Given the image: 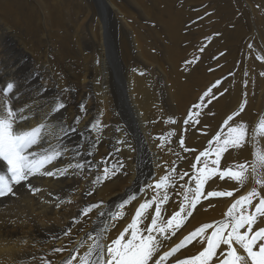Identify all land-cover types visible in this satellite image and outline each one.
<instances>
[{"label":"bare ground","instance_id":"6f19581e","mask_svg":"<svg viewBox=\"0 0 264 264\" xmlns=\"http://www.w3.org/2000/svg\"><path fill=\"white\" fill-rule=\"evenodd\" d=\"M71 1L0 0V40L2 38L8 39L6 43L0 42V86L13 81L12 75L15 70L16 80L19 79L18 75L21 70L18 69V63L24 57L23 55H27L24 62L25 66L29 62L28 70H26L30 74V81H32V87L28 89L30 100H26L23 91H17L16 88L14 95H12L14 108L22 107L31 110L26 114L32 118L24 124V127L36 126L45 122V114H47L51 126L56 127L57 132L61 126H76L78 131L65 138V145L70 149L82 145L83 151L93 153L91 156L84 155L83 159L95 164H101L102 159L107 160L109 164L123 161V174L122 177L116 176L96 185L91 197L85 196L84 193L92 187L91 180L95 178L99 170L88 175V179H81L73 175L58 180L43 179L38 181L39 186L66 200L60 209L40 203L36 198L23 192L19 200L1 199L4 201L0 204V264H42L41 257L51 261L52 264H62L69 253L67 251L52 253L53 247L78 246V241L85 233L92 232L94 227L97 230L103 227V225L93 223L97 218L95 210L88 217H82L81 222L73 226L71 221L80 215L79 210L82 207L87 203L103 200L107 210L115 212L119 209L120 203L130 195L136 194L142 199L144 186L164 175L163 168H159L157 165L162 164L163 161L176 159L167 150L158 149L157 142L153 139L155 135L164 133V120L167 116L162 109L163 102L157 96V89L153 83L155 81L152 80L149 70L143 68L141 64L133 62V59L131 61L125 60L127 63L125 77H118L119 75H117L115 76L117 79L113 78V73H118L119 62L110 39L108 13L111 10L118 16L119 21L129 25L126 19L130 18L131 11L119 0H82V8H74V11L70 9L75 13V19H71L66 13ZM155 2L160 15L171 9L168 4L169 0H155ZM255 2L257 3V1ZM146 8L148 10L149 6L146 5ZM261 8L264 10V3H261ZM256 9L259 11L258 7ZM231 12L232 7L225 4L223 16L217 23V27L224 41L234 42L229 44L230 52L234 53L239 47V39L243 30L236 21L232 23L234 26L231 25V29L230 22L227 20ZM41 13H43L42 17ZM257 17L259 18L257 28L259 31H264V12L258 14ZM159 19L166 37L169 42L171 41L170 45L163 42L167 54L166 61H163L161 55L156 52L145 56L143 49L149 51L147 45L138 40L136 30L133 29L134 38L140 54L147 60L148 67L158 71L163 77L166 75L171 95L176 104L183 105L186 99L193 96L197 90H193L194 85L191 81L190 70L181 67L176 60L178 51H180L175 47V41L180 35L178 21L171 14L165 19L162 17ZM69 22H75L76 28L74 38H70L71 41H69V28L71 27H67ZM42 24L46 25V39L43 37L45 34L41 28ZM70 25L71 23H69ZM84 26L88 29L87 35L83 31ZM136 26L135 29H140L139 22L136 23ZM6 44H10L8 54L11 52L13 57L19 54L21 56H18L19 58L11 65V67L13 66L12 70H8V67L4 66L7 61L4 62L2 52ZM70 45L76 46L83 65H85L83 70L77 69L75 71V67L72 69V64L76 62H74L75 56ZM150 45L152 46L151 43ZM240 46L245 54V70L249 73V76L244 78L249 79L246 89L249 106L244 119L249 122L251 128L258 123V116L264 115V112L261 113V110H258L264 97V77H260L258 73L264 71V63L256 59L257 56L251 53L252 46L250 48V44L245 42ZM121 48L124 55L130 58L127 47L122 44ZM5 53L7 54L6 51ZM111 64H114L113 68ZM141 72L144 73L143 76L140 75ZM193 78L195 79V77ZM241 79V77H236L235 81L228 79L225 82L227 83L225 88H228L229 94H232L233 102L231 105L227 104L228 108L224 115L236 106L242 92ZM122 83H129L130 86ZM68 84H72L73 88L68 87ZM95 84H99V87ZM95 94L97 97L98 95L101 97L102 106L98 107L95 104L93 99ZM60 95L67 107L64 111L62 109L58 113H53L51 110L55 104L62 102ZM225 96L220 98L218 102H214L213 107L211 106V110L213 108L216 114L226 101ZM14 101H16V105ZM82 104L85 106L83 109L80 108ZM251 107L254 109L251 110ZM123 109H127L130 117L127 116L131 119L130 110L132 109L139 119L137 118V121L129 120L127 117L125 119L122 116L121 110ZM252 111L256 113L255 116ZM124 116L126 115L124 114ZM76 117H80L78 125H74ZM206 118L207 115L204 117V121ZM149 121H156L157 124H150ZM91 124L97 126L92 128ZM117 128L121 131L117 132ZM81 132L84 133L83 137ZM186 137H188L189 142L196 143L203 136L199 135L198 132L189 130ZM93 138L96 139L95 147H92ZM125 139L135 150L132 151L127 146L119 145L121 150L118 155L115 154L114 146H117L118 140ZM261 143L264 144V141ZM141 144L142 146L144 144L142 150L146 151L151 161L150 169L145 178L140 176L142 171V167H140L142 164ZM251 151L250 148L243 153L233 151L228 159L229 161L245 158L250 160L252 159ZM68 160L69 157H65V163ZM183 166L187 168L184 164ZM217 186L231 188L235 185L228 182L219 183ZM251 187L252 182L250 180L248 188ZM45 198L47 197L45 196ZM215 203L214 210L205 212L201 209L196 213L184 230L185 233L199 225L203 220L209 222L220 218L230 201L221 200ZM134 206L135 204L130 206V210L126 214L127 219H130ZM9 221H15V223H9ZM69 226L73 227V243L71 245H69L67 238L52 239L54 234H60L62 229ZM119 226L122 227L123 223ZM81 228L83 231H80ZM114 234L111 232L109 236ZM25 240L27 243H22ZM5 241H14L15 243L8 244L6 247ZM195 250L192 249V251ZM33 256L36 257L35 260L32 259Z\"/></svg>","mask_w":264,"mask_h":264},{"label":"snow or ice","instance_id":"6c2138e0","mask_svg":"<svg viewBox=\"0 0 264 264\" xmlns=\"http://www.w3.org/2000/svg\"><path fill=\"white\" fill-rule=\"evenodd\" d=\"M198 51L202 53L204 47ZM256 59L264 63V55ZM198 61L199 58L193 56L184 63L190 68ZM243 75L248 77L249 73L245 71ZM258 75L264 77V71ZM229 76L234 77L235 73L230 72ZM225 82L226 78H222L210 84L180 121L169 118L167 122L173 129L180 127L179 133L171 130L153 137L158 149L167 150L176 159L157 165L163 168L164 175L144 186L142 199L136 194L130 195L115 212L108 211L103 200L87 203L79 210L80 215L71 221L73 226L95 210L97 218L93 223L103 227L98 230L94 227L92 232L85 233L78 246L53 247L52 253H69L62 264H264V144L261 143L264 115L258 116V123L251 128L244 119L249 106L246 90L249 79L242 78V92L235 108L226 113L215 128L204 122L206 115L215 117L211 111L214 102L229 93ZM14 87L13 82L0 86V199L19 200L23 192L40 203L60 209L66 200L39 186L38 181L73 175L88 179V175L99 170L91 180L92 187L84 193L91 197L96 185L123 171V161L109 164L102 159L101 164H95L83 159L84 155L93 153L83 151L82 145L68 148L65 138L78 131L76 126H61L57 132L45 114V122L24 127L32 118L26 114L31 110L12 106ZM65 107L62 102L56 103L51 111L58 113ZM84 107L80 105L81 109ZM79 121L80 117H76L74 125ZM155 122L149 121L150 124ZM189 130L205 137L202 145L186 146L185 136ZM80 134L84 136L83 132ZM173 142L179 152L171 147ZM95 145L93 138L92 147ZM119 145L135 150L126 139L118 140L114 146L117 155L121 150ZM249 148L252 159L229 161L233 151L243 153ZM65 157H69L66 163ZM185 163L187 168L182 167ZM228 182L235 186H217ZM221 200L230 201L221 218L200 223L185 233L196 213L201 209L214 210L215 202ZM134 204L131 217L127 219L124 210ZM111 232L115 234L109 236ZM61 238H67L71 245L73 227L52 236L54 240ZM14 243L5 241V246ZM40 259L42 264H52L44 257Z\"/></svg>","mask_w":264,"mask_h":264},{"label":"rangeland","instance_id":"374dc122","mask_svg":"<svg viewBox=\"0 0 264 264\" xmlns=\"http://www.w3.org/2000/svg\"><path fill=\"white\" fill-rule=\"evenodd\" d=\"M81 1L82 0H78V1L72 0L69 6L67 7L66 13L69 14L68 16L71 19H75L74 18L75 13L73 12L75 10L74 8H80L81 5L83 6V2ZM119 1L122 2V4L131 11V15L130 18L126 19L129 22V25L128 24L125 25L124 23L119 21L118 16L114 12L110 10V12L108 13V29H109L110 39L114 46L119 62L118 73L117 72L113 73V78L117 79V77H115L117 75H119L118 77L120 76L123 78L125 77L126 74L125 72L127 70V66H126L127 63L125 62V60L131 61L133 59L132 60L133 62L139 63L142 65L143 68L149 70L150 76L152 75V80L155 81L153 83L155 85V88L157 89L156 91L157 96L163 102L162 109L164 110L165 115L167 116V118L164 120V126H163L164 133L162 134H166L168 131L171 130H175L178 133L180 132L179 126L173 129V126H171L167 121L169 120V118H175L178 121H180L183 118L184 114L188 111L190 105L197 101V97L199 96V94L200 93L202 94V92L214 81L222 78H226V80L231 79L230 81H235L236 77L238 78L241 77L243 79L245 78L243 73L246 71L245 70L246 62L244 61V55H245L244 50L240 46L242 45V43L247 42V44H250V46H252L251 53H253L257 57L264 55V49H263L264 33H261L264 31H259L257 28L259 22V18L257 17V15L264 12V10L261 8V3L263 4L264 0H252V1L251 0H169L168 4L170 5L171 9L168 10V12H165L163 15L159 14L155 0H119ZM255 1H257V3ZM225 4H228L232 7V12L229 15V18L227 19L230 22L229 26L231 27V29L232 26H234L232 23L236 21L243 30L242 35L239 39V47H237L236 51L234 52L235 56H233L234 53L230 52L229 49V44L232 43L233 41L231 42H229V40L224 41L223 36L219 32V29L217 27V23L219 22L220 18H222L223 16V7L225 6ZM146 5L149 6L148 10L146 8ZM257 5L260 6L258 7L259 11L256 9ZM70 9L71 10L74 9V10L71 11ZM169 14L176 17L178 21V27L180 29V35L175 41V47H177L180 50L178 51L179 52L178 57L176 56V60L178 64L181 67L187 69L188 67H186L184 63L185 60L192 59L193 56L199 58L198 62H194L192 66L188 68L190 71L187 69L190 72V76L192 79L191 81L194 85L193 90H197V91L189 99H186L183 105L176 104L174 97L171 95V91L168 86L169 84L168 81L166 80V75L165 77H163L159 74L158 71H154L148 67L146 63L147 60L139 52L133 33V31L136 30L137 33L136 36L138 40L141 43L147 45V48L150 52L144 48L143 50L145 56H147V54L149 53L156 52L157 54L161 55L163 61H166L167 54L163 42L166 45H170L171 41L169 42L168 38L166 37V33L164 32L162 23L159 18L162 17L165 19ZM40 15L42 17L43 13H41ZM135 22L140 23V29H135L137 27ZM69 23H71L70 26ZM69 23H67V27H71L69 28L70 29L69 39L70 38L73 39L75 36V29H76L74 25L75 22L73 23L69 22ZM229 26H227V28H230ZM41 28L43 33L45 34L43 37L47 38L46 25L42 24ZM84 29L83 31L87 35L88 29L85 26ZM72 39H70L69 41H71ZM6 41L8 42V39L6 38H2L0 40V42L2 43L4 42L6 43ZM150 43L152 44V46L150 45ZM122 44L127 47L130 54V58L124 55V51L121 48ZM202 46L204 47V51L201 53L198 51V49ZM9 47L10 44H6L3 47L4 53L2 52V56L4 62L7 61L4 64V66H7L8 70H12L13 66L11 67V65L15 60H17L21 56H19L20 55L19 54L13 57L11 55V52H9L8 54ZM70 49L73 50L75 56L74 62L77 63V64L76 63L72 64V69L75 67L74 68L75 71L77 69L79 71L81 69L83 70V68H85V65H83V61L81 59L80 54L77 51L76 46L70 45ZM5 51L7 52V54L5 53ZM222 53L223 55H221ZM23 56L24 57H22L19 62L22 64L18 63L19 66L18 69L22 71V72L20 71L18 75L20 80L19 79L16 80V76H15L16 70H15L12 75L13 77L15 76L14 78L12 77L13 80L12 82L15 85L14 89L16 88L17 91L22 90L24 98L26 100H30L29 97L30 92L28 89L32 87V81H30V74H28L29 72H27L28 70L27 68L29 67V62L27 63L28 66L27 65L25 66L24 61L27 55H23ZM114 64H111L112 68ZM210 69H212V71H210ZM230 72L235 73V76L230 77L229 76ZM193 77H195V79ZM28 82L30 83L31 86L28 85L29 84ZM122 84L130 86L129 83H122ZM95 86L99 87V84H95ZM226 86L227 83L224 84V87ZM68 87L73 88V85L68 84ZM93 97L95 104H97L98 107L103 105L101 101V97L99 95L97 97V95L95 94ZM224 98L226 99V101L224 102L225 104L223 103V106L217 110L218 111L217 114L213 111V108L211 110L213 113H215V117L207 116L206 120L204 121L210 124L213 128H215L221 122L222 118L225 116L224 112L228 108L227 104L231 105V103L233 102L232 94L227 93ZM60 99L66 105L61 95H60ZM14 102L16 105V101ZM66 107L63 109V111L66 109ZM252 109H254V107H251V110ZM259 109L261 110V113L264 112V97L260 102V106L258 107V110ZM121 111L123 113L122 116L125 117V119L128 118L129 120H134V121H137L139 119L132 109L130 110V112L133 114V115L131 114L132 119L129 118L130 116L127 109L126 110L123 109ZM254 111L256 112V110ZM255 112L253 113L254 116L256 115ZM124 114L126 116H124ZM133 116L135 117L134 119ZM155 124H157V122H155ZM185 139H186V146L199 147L200 145L203 144L205 137H202V139L196 143L189 142L188 137H186ZM142 147L144 148V144L143 146L141 144L140 147L142 153V162H141L142 164L140 166L142 167V171L140 173V176L142 178L143 177L145 178L146 174L148 173V170L150 169L151 161L148 154H146V151L142 150L143 149ZM171 147L176 152L180 151L178 145L175 142L171 144ZM171 156L176 158L174 155ZM184 165L187 167L186 163ZM122 174H123L122 172H119L117 176L122 177ZM3 201L0 199V204H2ZM129 210H130V206L127 207L124 211L127 214ZM200 223H204V220L201 221Z\"/></svg>","mask_w":264,"mask_h":264}]
</instances>
